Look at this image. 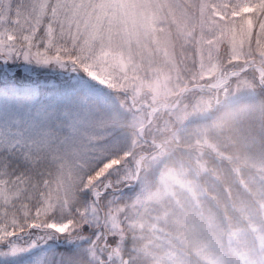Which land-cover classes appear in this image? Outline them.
<instances>
[{"label": "snow or ice", "instance_id": "6c2138e0", "mask_svg": "<svg viewBox=\"0 0 264 264\" xmlns=\"http://www.w3.org/2000/svg\"><path fill=\"white\" fill-rule=\"evenodd\" d=\"M203 7L264 49V0ZM150 23L137 0H0V264H104L109 90Z\"/></svg>", "mask_w": 264, "mask_h": 264}, {"label": "rangeland", "instance_id": "374dc122", "mask_svg": "<svg viewBox=\"0 0 264 264\" xmlns=\"http://www.w3.org/2000/svg\"><path fill=\"white\" fill-rule=\"evenodd\" d=\"M137 2L143 5L144 12L151 23L141 31L138 37L131 39L130 47L126 50L124 66L117 75V84L109 90L110 95L115 96L118 101V111L128 114L127 127L122 132L119 127L120 133L116 137L114 149L118 147V141L123 140L121 137H128L132 147L135 146L137 138H141L139 129L151 113L148 106L174 103L172 96L180 87L181 80L175 70L178 65L174 54L175 44L172 42L173 34L188 35L195 40L196 68L192 71L193 76L195 75L197 80H204V83L218 81L214 88L202 87L198 94L182 105L178 101L175 110H177L176 117L180 123L192 114L202 119L209 118L207 125L202 124L196 128L198 133L200 131L201 141L205 142V131L218 129L226 120L245 118L255 112L262 117L264 104L258 100L256 92L252 90L253 79L258 80L259 69H250L251 71L254 69L253 75L248 73L240 76L245 73V70L232 76L236 78V81L231 85L229 81L232 77L225 79L229 71L257 63L255 59L250 58V52L247 51L249 39L234 28L226 27L229 24L228 20H221L210 15L203 7L208 0H198L195 7L190 8L191 10L189 9L186 14L182 10L181 0H137ZM251 31L250 26L248 32L251 34ZM140 45L152 54L153 61L151 62L154 65L151 68H145L150 75L147 79L143 76L146 66L142 67L139 60L134 61L132 56L135 55L132 50ZM155 52H158L162 58V64H166L167 71L162 72L160 69V59H155L153 56L157 55ZM170 68L174 71L173 73L169 72ZM218 74H220L219 78ZM125 88L133 95V98L130 97L131 100L128 98V102L137 109V113L129 111L126 99L113 94L114 90ZM222 94H225L224 97L221 96ZM230 105L233 106L230 107ZM215 111H218L220 115L214 113ZM182 127L180 126L177 131H181ZM152 129L155 131L157 128ZM253 139L240 144L235 150L241 155L246 165L240 163L235 165L234 172L241 174L242 171H247L246 179L241 181V184L242 189L245 193L247 191L250 197L242 202L238 200L236 209L242 212L243 223H239L238 227L231 229L228 233L222 232L221 222L216 220L215 209L202 210L199 207L194 208L191 204L192 201L196 202L195 198L199 199L204 193L196 185L198 174L204 171L202 162L197 163V169H192L191 178L187 177V171L181 167L156 169L159 156L165 154L158 148L148 154L146 165L143 164L145 157L141 158L139 171L137 162L143 154L137 156V153H131L124 164L114 165L112 176L117 180H123V178L134 180L137 171L139 173L141 169L142 171L144 169L146 172L149 171L154 178L153 184L149 185L144 182L142 191L130 204L132 217L138 226L144 222L143 214L155 207L162 210L159 215L162 220L170 216L174 210L167 208L164 201H171L170 205L173 207L178 205V218L175 222L177 219L181 222L180 216L190 218H188L189 223L184 226L183 241L188 250L187 254L191 255L193 260L190 259L187 262L183 260V264H264V134ZM229 160L233 162V157H229ZM204 174L211 177L207 171ZM117 192L118 190H114L111 194L112 203L120 196ZM115 210V214L107 215L106 228L116 238V245L105 248L102 256H100L101 250L97 249L98 259H101L104 264L106 263L104 258L111 259L112 252L117 250L120 243V221L118 219L120 210L118 212L116 207ZM116 255L118 256L117 253ZM159 255H162L161 258L164 261L173 264L170 262L173 261L174 255L170 251ZM179 261L177 264L180 263ZM115 263L120 264V258L115 259Z\"/></svg>", "mask_w": 264, "mask_h": 264}, {"label": "trees", "instance_id": "16d2710c", "mask_svg": "<svg viewBox=\"0 0 264 264\" xmlns=\"http://www.w3.org/2000/svg\"><path fill=\"white\" fill-rule=\"evenodd\" d=\"M197 2L198 0H181L180 4L186 14L190 8L195 7ZM170 28L172 30L171 26ZM173 36L174 40L172 42L175 44L174 54L177 58L176 64L178 65V67H175V70L181 80L180 87L172 96L174 102L183 87L207 83H204V80H197V77L192 74V71L196 68V44L194 38L188 37V35L173 34ZM251 41V46L249 45V48H247V51L250 52V58L255 59L257 64L264 68V49L256 47V33L253 32V29L251 31ZM137 49L138 51H136ZM132 51L135 54L132 55L134 61L139 60V64L142 67L146 66L144 69L151 68L154 65L151 62L152 54H149L150 52L145 50L142 45L137 46ZM156 54L153 56L155 59H160V69L162 72L167 71L168 68L165 67L166 64H162V58H160L159 53L157 52ZM146 69L143 71L145 79L150 77ZM169 70V72H174L171 68ZM249 70H246L240 76L248 73L252 74L254 69L252 71ZM162 72L159 71V73ZM234 81H236V78L232 77L229 81L230 85ZM252 90L256 92L258 100L264 104V85L258 80L253 79ZM198 93L199 89L196 88L186 92L180 98L179 104L182 105ZM113 94H118L126 99L129 111L137 113V109L128 102V98H133V95L128 89H118V91L116 89ZM224 95L222 94L221 96L224 97ZM232 106L230 105V107ZM262 111V117L255 112L245 118L238 117L229 121L226 120L219 128L217 127L218 129H207L205 131V142H202L199 134L200 131L198 133L196 128L202 124L207 125L210 121L209 118L202 119L192 114L184 118L180 123L178 117H176L177 110L175 108L160 110L154 115L150 124L144 128L143 136L145 139L138 137L134 147H132L133 145H131L128 137H121L123 140H117L118 147L114 149L117 154L116 159L122 165L126 162L125 160H128L131 153H137V156L146 153L147 155L143 158V164L146 165L148 154L159 148L165 154L159 156V164L156 169L162 170L166 167L177 169L181 167L187 171L186 175L188 178L193 176L192 169H197V163L202 162L204 171L198 174L196 185L204 193L199 199L195 198L196 202L192 201L191 204L194 208L199 207L202 210L215 209L216 220L221 222L222 232L228 233L231 229L238 227L239 223H243V218H241L242 212L236 209L238 200L242 202L247 197H250L247 191L245 193L242 189L241 184V181L243 182L246 179L245 173L247 171H242L241 174L234 172L235 165L239 163L246 165L242 161L241 155L236 153L235 150L238 149L240 144L246 143L247 140H254V137L264 134V109ZM214 113L218 114V116L220 115L218 111ZM127 118V113L118 111L116 137L126 129ZM180 126H183L181 131H177ZM119 127L121 129L120 132ZM154 127L157 129L152 131ZM229 157H233V162L229 160ZM116 168L118 169V166ZM206 171L211 177L204 174ZM153 179L150 172H146L144 169L143 171L141 169L135 180H125L124 178L123 180H117L116 177L111 176V189L109 191L112 194L114 190L118 189L117 193H120V196L111 204L110 213H116L115 207L118 208V212L120 210L118 219L120 221L119 236L121 238L118 247L116 246L117 250L114 253L112 252L110 256L111 259H108L109 257L104 258L105 264H117L115 263V259L118 260L119 258L120 264H169V261H164L161 258L162 255H159L166 251H170L174 255L173 261L170 262L173 264H177L178 259L183 264V260L187 262L193 258L187 254L188 250L184 246L185 242L183 241L184 226L189 223L190 218L179 215L181 222L178 219L175 222V219L178 218V205L173 207V205H170L172 203L171 201H164V205L167 208H173L174 210L170 216L162 220L159 216L162 210L155 207V209L146 211L143 214L144 222L140 226L135 223L130 204H132L134 198L142 191L144 182L150 185L153 184ZM257 184L260 185V183ZM201 191L199 192L201 193ZM105 230L107 232L108 246H115L116 238L108 228ZM187 242L189 243L190 241Z\"/></svg>", "mask_w": 264, "mask_h": 264}, {"label": "water", "instance_id": "95a60500", "mask_svg": "<svg viewBox=\"0 0 264 264\" xmlns=\"http://www.w3.org/2000/svg\"><path fill=\"white\" fill-rule=\"evenodd\" d=\"M251 68H257L259 69L260 71V74L258 76V80L259 81H263L264 83V80H263V73H264V69L258 65V64H251V65H244L242 68L240 69H235V70H231L227 73V75L225 76V79L228 80L230 77L234 76V75H237V74H240L242 73L243 71L247 70V69H251ZM220 74H218V78H219ZM218 81H214V82H211V83H208V84H197V85H192V86H188V87H184L181 89L180 93H179V96L178 98L176 99V101L174 102L173 105H168V103H163L161 105H156V106H149V109L151 111V113L149 114L148 116V119L146 121V123L139 129V135L140 137L143 138V130L145 128V126L152 120L153 118V115L159 111V110H164V109H168V108H174L176 107L177 103H178V100L181 98V96L186 93L187 91L193 89V88H201V87H208V88H214L215 87V84H217ZM146 154L142 155L139 159H138V162H137V169L139 171V165H140V161H141V158L144 157ZM138 171L136 173V175L138 174Z\"/></svg>", "mask_w": 264, "mask_h": 264}]
</instances>
